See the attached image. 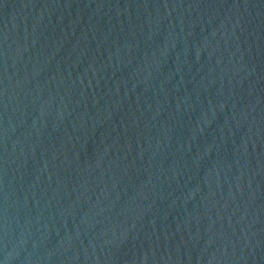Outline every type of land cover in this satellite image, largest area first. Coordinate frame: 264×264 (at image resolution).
<instances>
[{"label":"water","instance_id":"obj_1","mask_svg":"<svg viewBox=\"0 0 264 264\" xmlns=\"http://www.w3.org/2000/svg\"><path fill=\"white\" fill-rule=\"evenodd\" d=\"M0 264H264V0H0Z\"/></svg>","mask_w":264,"mask_h":264}]
</instances>
